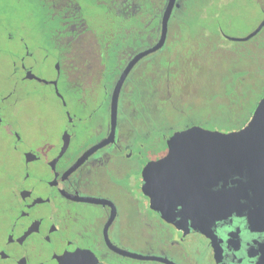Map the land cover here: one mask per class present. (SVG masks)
Wrapping results in <instances>:
<instances>
[{
    "label": "flooded vegetation",
    "instance_id": "1",
    "mask_svg": "<svg viewBox=\"0 0 264 264\" xmlns=\"http://www.w3.org/2000/svg\"><path fill=\"white\" fill-rule=\"evenodd\" d=\"M167 1L155 41L140 49L146 37V0H39L40 54L23 45L25 55L18 64L11 63L12 74L18 73L23 83L50 85L65 123L54 134L42 124L46 115L42 118L32 109L28 96H0V125L22 158L12 215L7 213L0 223V264H264V173L258 174L257 168L211 187L167 180L160 173L149 178L146 188L144 169L167 155V139L174 132L192 126L223 132L197 124L168 135L146 128L145 109L136 102L142 100L140 81L145 78V59L164 48L168 30L164 46L139 60L123 81L113 140L71 170L109 137L115 85L130 60L157 43ZM182 1L176 0L168 27ZM219 2L217 8L228 1ZM259 10L263 21L264 8ZM29 14L36 18L34 9ZM96 16L102 19L97 28L89 23ZM122 18L131 22L130 32ZM49 57L57 59L55 77L43 81L32 68ZM92 93L101 101L86 113ZM34 116H39L37 121ZM83 135L92 142L84 144ZM78 206L88 207L89 214L70 210ZM130 233L147 238L159 254L126 251L120 243ZM113 248L156 259L131 258Z\"/></svg>",
    "mask_w": 264,
    "mask_h": 264
},
{
    "label": "rangeland",
    "instance_id": "2",
    "mask_svg": "<svg viewBox=\"0 0 264 264\" xmlns=\"http://www.w3.org/2000/svg\"><path fill=\"white\" fill-rule=\"evenodd\" d=\"M219 1L221 0H215L212 6H210L209 11L218 13L216 15V17H218L217 22H219L220 29L225 37L232 39L246 37L252 33L262 21L263 13L258 8V2H264V0H227V4L221 8L219 6L218 11L217 4H220ZM31 9L35 10L36 18L29 14V10ZM99 17L96 16L94 20H89L92 27L95 26L97 28V24H102V19ZM39 18L40 11L37 6L29 4L27 0H4L3 3H0V96L20 97L23 96V94L24 96H28L30 99H27V101L33 104L32 109L34 111L36 110L42 118L46 115L47 119L43 120L42 124L49 126L53 133L57 134L64 129L63 124L65 123V118L61 117L63 116L61 114L62 111L58 106V101H56L53 96L52 87L36 81L23 83V81L20 80V75H18V73L12 74L11 69L12 62L18 64L20 57H24L25 50L23 45L35 51V56L40 54V51L37 50L40 48V45H42ZM180 33V38H183L184 43L180 40H177V43H180L184 49H179V51L183 50V52L179 54H184L189 47L188 44L190 43H188L187 40L190 36L186 33H182V31H180ZM214 40L215 42H219L220 48L212 57L207 55L211 47L209 49L205 48V51L201 48L202 54L196 51V47H192L194 53L192 51L186 52V55H189L188 57L194 55L191 60L192 65L189 64V66L192 67L194 65L198 67V70L196 74H191L190 77H186L188 83L182 90L185 92V97L181 100H177V96L173 101V105L177 102L176 104L185 111L184 115L187 117H192L195 114V111L187 106L200 102L202 107L200 111L201 114L206 115L209 111L211 113L212 110L219 111V108L216 107L215 104L217 101L207 97V87L215 83L216 86L213 87L220 90L222 81L221 83L217 81L219 77H223V75L226 74L225 76L227 78V74L240 64V60H238V62L236 61V59L240 57L231 51L242 48V42L231 41L224 37H215ZM201 46L203 45L201 44ZM198 49L200 48L198 47ZM237 54L239 53L237 52ZM249 59L250 74L235 78L238 90L240 89L238 96L242 97L244 100L243 106H245L246 112L252 110L255 103L259 101L264 94V85L258 91L256 87L252 88L251 85L252 72L257 70L262 61H264V52L253 53ZM55 60L57 59L49 57L39 66L33 67V75L43 81L53 80L55 77ZM185 64L186 61L184 58H180V60L177 58L174 69L175 72H181V70L185 68ZM228 80L232 81L231 78ZM250 88H252L251 93L247 94L246 90ZM100 101L99 94H90L86 100L84 112L88 113L91 109L96 110ZM42 103H46L44 109L41 107ZM34 104H36V107ZM26 117L28 119L31 118L28 114ZM38 117L39 116H34V119L37 121ZM181 121L182 120L179 118L174 125L176 130L182 128L180 126L183 124ZM96 122L97 120H95L94 124H96ZM210 122L212 123V121ZM211 126L214 125L211 124ZM10 136L6 127L0 125V223L6 221L5 215H7V213L8 215H12L10 211L16 202V198H14L15 185L18 178L22 176V158L19 153L13 152L11 149ZM82 141L84 144H90L92 138L88 137V135H83ZM70 210H72L73 213L86 215L90 212L88 207L83 206L73 207L70 208ZM147 236L149 237L150 234H147ZM147 240V238L144 241L141 239L139 240L137 235L130 233V238L127 239L125 243H120V246L131 253L158 255L159 253L155 246L153 247L150 243H147ZM130 264L150 263H140L131 260Z\"/></svg>",
    "mask_w": 264,
    "mask_h": 264
},
{
    "label": "trees",
    "instance_id": "3",
    "mask_svg": "<svg viewBox=\"0 0 264 264\" xmlns=\"http://www.w3.org/2000/svg\"><path fill=\"white\" fill-rule=\"evenodd\" d=\"M165 2L166 0H146V37L145 44L139 46L140 49L151 46L155 41L156 34L154 31L156 33L158 31L159 17L162 14ZM212 4L213 0H183L181 6L174 11L169 22L168 37L164 48L145 59V78L142 82L140 81L142 100H137L136 102L137 104L140 103L145 109L146 128H152L155 131L161 132L162 135H168L176 130L174 125L180 118L182 120L181 123H183L180 125L182 128L197 124L209 129L228 132L242 128L249 121L258 101L252 110L246 112L245 106H243L244 100L238 96L240 89L238 90L235 78L238 76L243 77L246 74L249 75L251 72L249 58L253 53L264 52V29L252 40L242 42V48L231 51L240 57L236 59L237 62L240 60V64L227 74V78H231L232 81L228 80L225 74L217 80L219 83L222 81L220 90L213 87L216 86L215 83L207 87V97L217 101L215 104L219 108V111L212 110L211 113L209 111L206 115L201 114L202 107L200 102L187 106L195 111L192 117H187L184 115L185 111L176 104L177 102L173 105V101L177 96V100L185 97V92L182 90L188 83L186 77L196 74L198 70V67L194 65L192 67L189 66V64L192 65L191 60L194 55L188 57L189 55L187 56L186 52L192 51L194 53L193 48L196 47V51L202 54V50L205 51V48L209 49L211 47L207 55L212 57L220 48L219 42H215L214 40L215 37L222 36L217 31L220 29L219 22H217L218 17H216L218 13L209 11ZM103 6L105 4L101 2L99 7L102 8ZM258 7L264 8V2L259 1ZM126 19L122 18L121 20L127 24L126 30L130 32L132 28L131 22L129 23L128 19ZM134 26L136 27L134 28V32H136L137 24ZM180 31L190 36L187 42L191 45L188 44L189 47L184 54H179L183 52V50L179 51V49H184V47L180 43H177V40L184 43L183 38H180ZM129 39L131 40L130 37ZM177 58L179 60L180 58H184L186 61L185 68L181 72H175L174 70ZM176 78H183L185 81H179V84H177ZM156 85L157 87L160 86L158 90H156ZM251 85L252 88L256 87L257 91L264 85V61H262L257 70L252 72ZM135 88L137 89V85ZM252 88L246 90L247 94L251 93ZM211 124L214 126H211Z\"/></svg>",
    "mask_w": 264,
    "mask_h": 264
},
{
    "label": "water",
    "instance_id": "4",
    "mask_svg": "<svg viewBox=\"0 0 264 264\" xmlns=\"http://www.w3.org/2000/svg\"><path fill=\"white\" fill-rule=\"evenodd\" d=\"M176 4V0H168L161 19L160 37L155 45L136 54L120 75L111 101V131L109 137L90 149L71 168L73 170L93 151L112 141L115 131L117 100L123 81L133 66L144 57L159 51L165 44L168 21ZM264 27V20L249 35L239 39L225 37L231 41L246 42L255 37ZM264 114V95L244 127L232 132L207 130L199 126H192L183 131L174 132L167 139L168 153L157 162L148 163L144 169L146 188L148 180L155 174H160L167 180L176 179L184 183L204 182L206 186H213L219 180H227L232 175H241L257 168V173H264V121L258 118ZM255 126H254V123ZM70 170V171H71ZM264 181V176L260 177ZM207 182L209 184H207ZM92 201V200H86ZM115 251L122 255L137 259H156L142 257L127 252Z\"/></svg>",
    "mask_w": 264,
    "mask_h": 264
},
{
    "label": "snow or ice",
    "instance_id": "5",
    "mask_svg": "<svg viewBox=\"0 0 264 264\" xmlns=\"http://www.w3.org/2000/svg\"><path fill=\"white\" fill-rule=\"evenodd\" d=\"M3 2H4V0H0V3H3ZM27 2H28L29 4L34 5V6L39 5V0H27ZM258 120H259V121H264V114H261V116H259ZM253 123H254V126H255V123H256V122H253Z\"/></svg>",
    "mask_w": 264,
    "mask_h": 264
}]
</instances>
